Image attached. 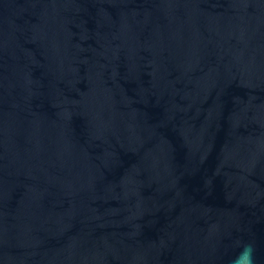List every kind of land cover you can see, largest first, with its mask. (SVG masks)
Wrapping results in <instances>:
<instances>
[{
  "label": "water",
  "instance_id": "1",
  "mask_svg": "<svg viewBox=\"0 0 264 264\" xmlns=\"http://www.w3.org/2000/svg\"><path fill=\"white\" fill-rule=\"evenodd\" d=\"M264 264V0H0V264Z\"/></svg>",
  "mask_w": 264,
  "mask_h": 264
},
{
  "label": "clouds",
  "instance_id": "2",
  "mask_svg": "<svg viewBox=\"0 0 264 264\" xmlns=\"http://www.w3.org/2000/svg\"><path fill=\"white\" fill-rule=\"evenodd\" d=\"M230 264H256L254 245L252 243L244 244Z\"/></svg>",
  "mask_w": 264,
  "mask_h": 264
}]
</instances>
